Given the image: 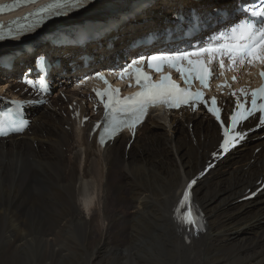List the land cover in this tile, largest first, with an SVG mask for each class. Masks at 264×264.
I'll return each mask as SVG.
<instances>
[{
    "label": "bare ground",
    "instance_id": "1",
    "mask_svg": "<svg viewBox=\"0 0 264 264\" xmlns=\"http://www.w3.org/2000/svg\"><path fill=\"white\" fill-rule=\"evenodd\" d=\"M229 2L156 0L99 41L103 47L110 38L112 47L103 50L102 58L111 60L129 41L163 25L173 10ZM50 47L45 43L33 55L16 58L14 75L23 72L20 63L31 64ZM96 48L54 49L53 55L67 65V53L93 55ZM96 60L94 68L101 66ZM69 73L67 68L60 79L66 84L57 89L65 100L57 96L38 110L28 109V131L0 139V238L10 255L27 251L35 240L46 247L41 258L52 263L71 254V264H166L168 259L264 264V190L250 203H237L264 174V140L251 138L193 188L194 202L207 222L204 234L185 243L173 222V207L184 184L216 147L215 124L199 114L156 113L129 149L123 133L101 150L94 143L96 135L90 137V123L80 126L87 114L84 93L68 89ZM9 84L0 77L1 93L8 95ZM70 234L71 251L67 245L72 243L66 241Z\"/></svg>",
    "mask_w": 264,
    "mask_h": 264
},
{
    "label": "snow or ice",
    "instance_id": "2",
    "mask_svg": "<svg viewBox=\"0 0 264 264\" xmlns=\"http://www.w3.org/2000/svg\"><path fill=\"white\" fill-rule=\"evenodd\" d=\"M89 0H54L53 3L42 8L40 12L49 13L51 16H59L61 13L56 11L57 9L72 8L77 9L86 5ZM237 9L243 13L246 20L239 27L241 33L239 37L231 42L219 43L217 38L216 42H209L208 44L195 48L193 51H181L174 54H161L153 55L150 57H140L134 60L132 64L128 65L133 69L136 77V83L140 85L141 91L137 92L132 97H125L123 100L119 98V90L115 92L106 88L103 92L97 91L98 97H107V101H103L106 113L110 117V124L105 128V132L109 136L114 134L121 128H128L133 131L137 124H139L144 116L147 114V109L150 106H156L157 104H163L168 108H178L182 104H189L190 101H202L203 94L201 92L192 93L187 89H180L176 84L170 82V77L162 76L159 84H151L150 77L145 75L142 70L137 69L134 65L141 63L147 59L148 66L154 68L156 71L161 70V65L167 63L170 67L175 68L183 76L185 69L178 66V62L186 60L191 66V71L196 73V78L199 79L202 86L207 87V80L211 75L210 69L206 66L203 59L207 54V64H211L214 60L219 59L221 69L224 68V57H227L230 62V67H234L237 62L240 65L247 63L248 65H254L257 63L264 64V0H260V6H257L255 2L251 4L237 5ZM39 15V13H37ZM42 19V17H41ZM232 32L236 31V28L231 29ZM221 35H227V32ZM5 37L0 34V40ZM191 57H196L195 60ZM126 71V70H125ZM124 73H121L123 78ZM260 76L264 79V71H261ZM93 77H87L86 79H92ZM96 79L103 81L107 85V80L102 74L97 73ZM143 80V83L141 81ZM235 80V77H233ZM168 82V83H166ZM83 83V81L81 82ZM186 84L191 83V77L185 79ZM241 94L245 96V101L241 102L237 100L236 109L230 116L231 127H226L221 121V126L224 128V139L220 145L224 153L229 151L230 147H234L240 140L244 139L246 133L242 131H236L237 126L244 120H247L250 116L259 112V126H264V85H261L258 89L246 92L244 89L240 90ZM235 95V93H233ZM251 96V107H246L247 97ZM205 106L208 107V111L214 115L217 120H220V109L217 107L216 99L213 97L210 106L207 101H203ZM193 110H195L194 105ZM26 122L20 121L18 126L11 129L12 131L19 132L26 127ZM6 131L0 129V136L6 135ZM217 153H213L215 157ZM203 175V173H201ZM196 183L193 179L189 182L185 189L182 199L176 209L177 223L183 227L184 225L193 226L197 232L202 230V224L199 218L193 213L191 205L190 190ZM186 211L181 212V209L185 207Z\"/></svg>",
    "mask_w": 264,
    "mask_h": 264
},
{
    "label": "rangeland",
    "instance_id": "3",
    "mask_svg": "<svg viewBox=\"0 0 264 264\" xmlns=\"http://www.w3.org/2000/svg\"><path fill=\"white\" fill-rule=\"evenodd\" d=\"M53 96H55V95H53ZM139 135H140V133H138L137 136H139ZM13 139H16V138H12V139H9V140H13ZM253 186L254 185H252V187ZM237 203H239V202H237ZM239 204H246V203H239ZM70 235L72 237V234H70ZM71 237H69V238L66 237V241L68 240L69 243H72V244H68L67 245V248L70 251L73 249V243H74L73 237L72 238ZM5 245L6 244H4V239L0 238V264H17V263L18 264H23V263H25V264H47L48 262H49L48 264H71L72 260H73V257H71L72 256L71 254H69L68 257H64L63 259H65V260L60 259V260H57L54 263H52L49 259L41 258V256L43 255L44 251L46 250V247L45 246H42V247L38 246L37 242L35 240L32 241V244H31L32 247L28 248L27 251H20V253L19 252H12L11 255L9 254V252H11V251L8 252L7 245L6 246ZM60 247H61V245H60ZM12 254H13V256H12ZM15 258L18 259V262L15 261ZM12 261H13V263H12ZM168 261L167 260L165 261L166 264L167 263L168 264L169 263H172V264H175V263L176 264H184L183 262H181V260H179L180 262L179 261H173L175 263H173L172 261L170 262V259H168ZM128 264H131V263H128Z\"/></svg>",
    "mask_w": 264,
    "mask_h": 264
}]
</instances>
